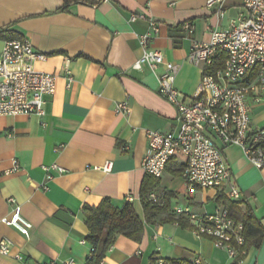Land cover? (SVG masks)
Segmentation results:
<instances>
[{
    "label": "crops",
    "instance_id": "0c3cea01",
    "mask_svg": "<svg viewBox=\"0 0 264 264\" xmlns=\"http://www.w3.org/2000/svg\"><path fill=\"white\" fill-rule=\"evenodd\" d=\"M205 1L106 0L97 6L74 3L58 12L63 0H0V29L10 27L46 55V61H35L32 67L57 77L54 94L45 97L42 117H0V220L19 207L31 224L25 236L0 222V241L11 243L9 254H0V264H87L92 246L86 241L83 207H97L104 199L117 209L130 203L144 230L138 242L117 237L101 264H233L210 239L163 221L183 218L192 227L177 210L202 216L232 203L239 216L250 211L263 229L259 245L248 244L237 264H264V168H254L237 147L216 141L239 201L227 200V189H189L181 177L184 161L176 157L150 192L158 205L168 199L167 212L145 223L140 203L146 133H176L179 124L175 107L158 93L162 70L133 68L142 54L138 37L147 32V19L153 20L159 33L149 49L179 67L176 90L197 97L203 69L187 61L193 44L208 42L213 29L225 30L229 19L245 13L241 0H226L225 19L220 20ZM67 63L72 77L68 88ZM123 102L128 105L126 115L115 109ZM249 114L250 132L264 135V103L250 102ZM14 163L18 169L13 172ZM107 163L111 170L104 173ZM52 165L65 172L44 171Z\"/></svg>",
    "mask_w": 264,
    "mask_h": 264
},
{
    "label": "built area",
    "instance_id": "2783aa9c",
    "mask_svg": "<svg viewBox=\"0 0 264 264\" xmlns=\"http://www.w3.org/2000/svg\"><path fill=\"white\" fill-rule=\"evenodd\" d=\"M241 1L245 13L229 19L225 30L213 29L208 42L194 43L190 50L187 61L203 69L197 97L188 98L176 90L174 82L179 67L166 61L161 53L149 49V42L159 33V27L151 19H147V32L138 37L142 54L133 65L136 70L143 66L151 72L162 70L158 76V93L175 107L179 124L176 133H146L147 145L141 163L145 175L160 180L169 162L181 157L184 161L181 177L189 189H227L225 198L229 201H239L240 192L216 141L224 147L239 148L254 168H264V135L262 131L250 132L249 114L250 102L264 103V0ZM225 2L206 0L205 6L224 20ZM184 29L192 33L191 25H184ZM219 53L226 56L224 64L210 74L206 70L213 67ZM46 60L47 56L35 51L26 40L4 42L0 51V117L44 115L45 97L54 94L57 77L34 70L32 64ZM65 74L68 88L72 83L68 63ZM115 109L122 115L128 113L125 102ZM111 166L107 163L103 172H110ZM17 169L14 163L12 171ZM44 171L59 175L65 172L56 165L46 167ZM130 200L127 198L128 202ZM148 201L157 204L158 199L150 193ZM177 214L186 215L197 236L210 239L214 247L225 250L233 261L245 255L241 250L245 245L243 225L230 217L227 208L219 206L213 214L202 216L181 210H177ZM0 222L25 236L31 229L19 207ZM10 249V241L2 239L0 254L8 255ZM93 252L91 248L87 261L92 259ZM156 264L163 263L158 261Z\"/></svg>",
    "mask_w": 264,
    "mask_h": 264
},
{
    "label": "trees",
    "instance_id": "16d2710c",
    "mask_svg": "<svg viewBox=\"0 0 264 264\" xmlns=\"http://www.w3.org/2000/svg\"><path fill=\"white\" fill-rule=\"evenodd\" d=\"M74 3H82L97 6L102 3V0H63L62 7L58 12H66ZM21 40L17 37L10 27L0 29V41ZM226 56L224 53H219L216 57L213 67L206 71L213 74L218 69L222 68ZM159 180L153 177L146 176L140 190V203L143 209L145 223H150L159 214L165 213L168 210V199L166 198L162 204H153L148 201L150 192L158 185ZM230 217L235 221H239L243 225V237L245 245L241 249L247 251L248 244L255 247L259 245L263 237V229L256 221L250 211L239 216L240 210L236 204L227 206ZM85 225L89 231L86 241L92 246L94 252L92 259L87 261V264H99L104 257L106 250L113 245L115 239L119 236L128 238L138 242L143 234L144 223L135 213L133 206L126 203L121 209H117L108 199H104L97 207H83ZM163 221H169L178 224L182 228H190L189 222L183 218L168 217ZM244 257L239 256L233 264H237ZM153 264H156L155 262ZM164 264H189L185 261H169Z\"/></svg>",
    "mask_w": 264,
    "mask_h": 264
}]
</instances>
